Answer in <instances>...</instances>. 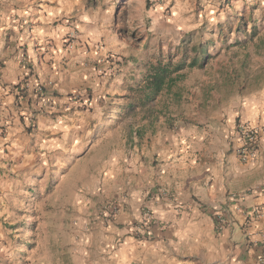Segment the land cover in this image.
Wrapping results in <instances>:
<instances>
[{"label":"rangeland","instance_id":"374dc122","mask_svg":"<svg viewBox=\"0 0 264 264\" xmlns=\"http://www.w3.org/2000/svg\"><path fill=\"white\" fill-rule=\"evenodd\" d=\"M84 4L108 30L110 47L120 51H106L103 61L85 63L94 70L98 62L116 66L100 82L102 94L94 95L88 88H73L70 93H80L75 98L81 104L78 109L92 112L95 107L86 100L94 97L104 107L103 115L80 127L76 144H70L67 135L63 146L41 148L34 160L22 164L0 160V264H75L76 256L84 255H74L75 247H84L93 222H104L108 202L120 200L122 205L134 186L129 160L139 141H150L158 131H202L207 125L216 129L226 122L235 97H264V0H84ZM8 12L17 18V26L7 33L17 36L4 42L23 52L24 31L34 34L31 29L41 22L40 2L2 0L0 14ZM238 23L243 32L236 31ZM69 26L62 39L72 49L81 40L79 34L69 37ZM184 39L190 41L188 48L201 40L207 44L210 58L201 67L188 66L193 51L178 50ZM236 40L240 43L229 45ZM97 43L105 46L102 39ZM160 54H168L173 63L185 58V68L154 100L135 105L136 90L129 86L141 84L148 64ZM104 73L101 70L98 76ZM129 101L132 108L125 107ZM257 123L264 126L262 118ZM115 157L120 159L114 162ZM256 161L254 186L245 191L263 196L255 215L264 220V158ZM257 234L258 262L264 264V228Z\"/></svg>","mask_w":264,"mask_h":264},{"label":"crops","instance_id":"0c3cea01","mask_svg":"<svg viewBox=\"0 0 264 264\" xmlns=\"http://www.w3.org/2000/svg\"><path fill=\"white\" fill-rule=\"evenodd\" d=\"M39 2L41 22L31 29L34 34L24 31L23 52L4 42L17 36L7 33L17 18L0 14V160L21 164L45 147L63 146L68 136L76 144L80 127L103 115L94 97L86 100L96 108L93 112L78 109L81 104L70 91L88 88L102 94L99 84L116 66L98 62L94 70L85 63L103 61L106 51H120L110 47L108 30L89 14L84 0ZM69 25L81 40L72 49L62 39ZM101 39L104 47L97 43ZM101 70L106 73L99 77ZM232 101L226 122L216 129L158 131L134 146L129 160L134 186L122 205L118 200L121 208L112 220L93 222L84 247L74 249V255L84 252L75 264H260L254 241L264 220L255 214L263 196L245 190L254 186L256 160L264 158V133L254 157L246 161L236 155L234 138L237 122L264 130L257 123L262 118L264 124V97ZM144 207L155 225L142 223Z\"/></svg>","mask_w":264,"mask_h":264},{"label":"trees","instance_id":"16d2710c","mask_svg":"<svg viewBox=\"0 0 264 264\" xmlns=\"http://www.w3.org/2000/svg\"><path fill=\"white\" fill-rule=\"evenodd\" d=\"M241 24L238 23L236 26V31H242L240 30ZM220 30V35L222 36L224 34V31L222 28ZM251 31L253 32V26H251ZM192 41V40H191ZM190 41L184 39L181 41V44L179 45L180 51L184 54L186 50L189 49V51H193V54L191 58H189L188 66L194 67L202 66V61L205 59L210 58L209 52H207L206 47L207 44H204L205 41L201 40L197 44H193L192 46H189ZM209 44V42H207ZM240 40H236L234 42H229V45H236L239 44ZM141 47H147V46H141ZM164 59H166L164 61ZM185 58H182L178 62H171L170 57L168 54L158 55L156 56V60L150 64H148L147 69L145 70L144 75L142 76V79L140 80L139 85L136 86H129V89L133 92L134 89L136 90V103L135 105L144 106L148 102L154 100L162 91L163 89L167 87H171L172 84L175 82V79L177 75L181 70L185 68L186 65ZM133 103L131 101L127 102L125 104L126 108H132Z\"/></svg>","mask_w":264,"mask_h":264},{"label":"built area","instance_id":"2783aa9c","mask_svg":"<svg viewBox=\"0 0 264 264\" xmlns=\"http://www.w3.org/2000/svg\"><path fill=\"white\" fill-rule=\"evenodd\" d=\"M69 37L75 39L78 37V33L75 30H72V32L69 33ZM23 68L27 70L25 66ZM39 89L42 90V87H39ZM79 95L80 93L75 91L71 93L72 98H77ZM235 132V152L243 159L253 158L257 150L260 135L264 133V130L257 125H251L246 122H238L235 126ZM119 207L120 203L118 200L109 201L103 211L104 219L112 220L117 215ZM142 217V223L155 225L156 221L148 208H143Z\"/></svg>","mask_w":264,"mask_h":264}]
</instances>
